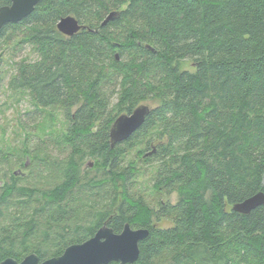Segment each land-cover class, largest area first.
<instances>
[{
	"label": "trees",
	"instance_id": "1",
	"mask_svg": "<svg viewBox=\"0 0 264 264\" xmlns=\"http://www.w3.org/2000/svg\"><path fill=\"white\" fill-rule=\"evenodd\" d=\"M115 10L120 16L101 25ZM66 15L83 25L73 36L57 28ZM13 34L38 59L17 63L10 86L31 93L40 117L43 108L65 110L70 126L42 144L69 154L30 159L24 167L35 172L25 176L2 154L0 262L33 252L42 261L104 223L121 232L128 222L150 233L127 264H264V204L233 209L264 191V0H42L5 24L0 40ZM183 60L195 70L181 71ZM3 81L0 70V94ZM155 97L143 125L111 147L116 118ZM153 162V191L178 195L157 212L170 228L153 221L135 188Z\"/></svg>",
	"mask_w": 264,
	"mask_h": 264
},
{
	"label": "rangeland",
	"instance_id": "2",
	"mask_svg": "<svg viewBox=\"0 0 264 264\" xmlns=\"http://www.w3.org/2000/svg\"><path fill=\"white\" fill-rule=\"evenodd\" d=\"M13 35L11 40L7 38L0 40V57H2L0 70L4 76L0 94V166L3 172L6 171L8 169L6 159L9 158L11 163L13 162L11 172L21 169L26 174L29 173L28 175H31L35 172V167H24V163L26 164L27 162L25 161L27 157L29 159L37 158L38 155L40 157H48V155H51L53 158L57 157L60 159H66L68 157L69 149L66 146L56 144L49 146L48 149H44L42 142L47 139L55 140L58 135L63 134L67 130L70 122L65 110L58 106L43 108V114L40 117L39 113L34 111L36 106L31 93L14 89L10 86V79L16 72L15 65L17 63L24 60L31 62L38 59V53L31 44L29 46L27 44H20L24 36ZM179 68L181 71L188 70L193 72L195 65L192 61L183 60L180 61ZM116 101L117 97L115 96L111 100L110 105L112 106ZM160 102V98L155 97L141 101L140 104L145 103L151 107H156ZM77 107L73 106L70 111L74 112ZM21 122L25 128L22 127ZM27 132H30V134ZM28 138L30 143L27 141ZM140 149V147L132 149L131 154L129 153L130 159L135 158ZM24 150L29 151L27 155L23 153ZM148 152L150 151H147L145 154ZM2 154H7L8 157L6 158L5 156V160H3ZM18 160L21 161L17 163L16 161ZM92 160V158L87 159V161ZM156 165L153 162L144 169L142 168L143 172L137 177L135 188L144 194L148 208L152 211L151 218H153V221L161 228H170L173 226L172 220L168 218H156L157 212L161 207V202L167 200L171 203H176L178 195L176 192L171 195H166L153 191L152 176L154 175ZM31 170L34 172H31ZM47 171L45 170L44 173H47ZM1 179L5 181V177H1ZM208 196L210 197V195Z\"/></svg>",
	"mask_w": 264,
	"mask_h": 264
},
{
	"label": "water",
	"instance_id": "3",
	"mask_svg": "<svg viewBox=\"0 0 264 264\" xmlns=\"http://www.w3.org/2000/svg\"><path fill=\"white\" fill-rule=\"evenodd\" d=\"M9 5L0 7V30L7 23H17L30 15L36 5L42 0H10ZM120 11H111L101 25L118 18ZM83 25L74 15H66L60 18L57 23L58 30L67 35L73 36L82 29ZM152 49L151 45H147ZM119 58V55L116 54ZM152 107L149 104L141 103L131 113H122L113 122L110 128V145L114 147L117 143L128 139L145 122ZM156 151L148 152L151 155ZM92 167L93 162L89 161ZM30 164L28 157L26 166ZM16 175H26L21 169L15 171ZM264 204V191H259L243 201L233 205V209L243 214L250 213L253 209ZM148 228H133L126 223L121 232H115L112 227L104 223L96 233L81 243H73L66 247L61 255L40 260L37 253L26 255L21 261L14 257H7L0 264H108L112 261L119 264L134 263L140 257V242L148 237Z\"/></svg>",
	"mask_w": 264,
	"mask_h": 264
},
{
	"label": "flooded vegetation",
	"instance_id": "4",
	"mask_svg": "<svg viewBox=\"0 0 264 264\" xmlns=\"http://www.w3.org/2000/svg\"><path fill=\"white\" fill-rule=\"evenodd\" d=\"M10 3H11V1H10ZM10 3H9V4H10ZM9 4H5V5H9ZM1 6H4V5H1ZM1 6H0V7H1Z\"/></svg>",
	"mask_w": 264,
	"mask_h": 264
}]
</instances>
